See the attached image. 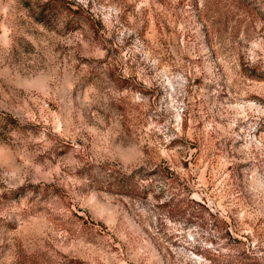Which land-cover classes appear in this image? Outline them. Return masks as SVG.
<instances>
[{
  "label": "rangeland",
  "instance_id": "374dc122",
  "mask_svg": "<svg viewBox=\"0 0 264 264\" xmlns=\"http://www.w3.org/2000/svg\"><path fill=\"white\" fill-rule=\"evenodd\" d=\"M0 264H264V0H0Z\"/></svg>",
  "mask_w": 264,
  "mask_h": 264
},
{
  "label": "trees",
  "instance_id": "16d2710c",
  "mask_svg": "<svg viewBox=\"0 0 264 264\" xmlns=\"http://www.w3.org/2000/svg\"><path fill=\"white\" fill-rule=\"evenodd\" d=\"M120 188L121 191H123L126 194H132L135 190V188H132L133 186L131 185V182L128 177H125L123 181L121 182H108V186H105L104 190L110 191L111 188ZM103 190V189H102Z\"/></svg>",
  "mask_w": 264,
  "mask_h": 264
}]
</instances>
